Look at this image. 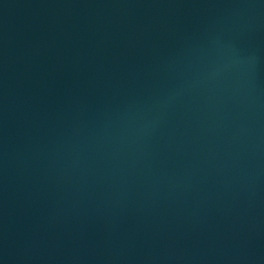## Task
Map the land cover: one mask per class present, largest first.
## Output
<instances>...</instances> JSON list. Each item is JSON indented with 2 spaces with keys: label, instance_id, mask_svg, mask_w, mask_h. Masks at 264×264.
<instances>
[{
  "label": "water",
  "instance_id": "95a60500",
  "mask_svg": "<svg viewBox=\"0 0 264 264\" xmlns=\"http://www.w3.org/2000/svg\"><path fill=\"white\" fill-rule=\"evenodd\" d=\"M0 264H264V0H0Z\"/></svg>",
  "mask_w": 264,
  "mask_h": 264
}]
</instances>
